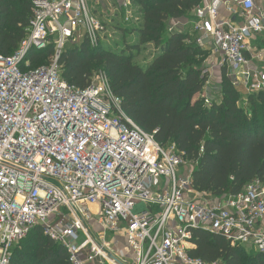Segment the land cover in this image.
I'll return each instance as SVG.
<instances>
[{"label": "built area", "instance_id": "built-area-1", "mask_svg": "<svg viewBox=\"0 0 264 264\" xmlns=\"http://www.w3.org/2000/svg\"><path fill=\"white\" fill-rule=\"evenodd\" d=\"M104 1L33 0L27 37L12 56L0 54V264L11 263L14 246L36 226L64 245L70 264H222L190 255L196 228L264 252L262 181L224 197L193 189V170L181 174L190 165L184 152L127 115L105 71L86 88L62 77L68 41L97 47L105 40L95 12ZM230 2L240 21L219 19L220 0H203L197 42L223 53L236 86L264 92V69L248 57L251 38L264 33V8L258 0ZM113 6L126 22L140 18L134 0ZM56 33L49 64L24 69L29 51Z\"/></svg>", "mask_w": 264, "mask_h": 264}, {"label": "trees", "instance_id": "trees-1", "mask_svg": "<svg viewBox=\"0 0 264 264\" xmlns=\"http://www.w3.org/2000/svg\"><path fill=\"white\" fill-rule=\"evenodd\" d=\"M202 2L134 0L140 18L133 29L124 26L138 36L130 50H112L104 41L92 47L83 38L68 41L59 62L62 77L79 88L105 71L127 115L160 144H175L184 152L193 166L192 188L224 197L237 195L254 180L264 183V92L248 94L241 104L240 88L224 71L221 98L203 94L209 81L205 67L209 48L197 42L194 31L169 27L171 20L197 19ZM119 15L124 17L120 10L113 17ZM33 16V0H0L1 55L9 57L19 49ZM147 45L155 46L151 59L136 61V53ZM55 54L52 35L47 47L29 51V66L23 68L47 65ZM192 234L193 257L209 263L264 264V252L233 245L201 228ZM12 251L10 264H70L64 245L47 236L42 226L34 227Z\"/></svg>", "mask_w": 264, "mask_h": 264}, {"label": "crops", "instance_id": "crops-1", "mask_svg": "<svg viewBox=\"0 0 264 264\" xmlns=\"http://www.w3.org/2000/svg\"><path fill=\"white\" fill-rule=\"evenodd\" d=\"M112 1V0H111ZM110 0H105V8L109 15L114 16L118 13L116 10V7L113 6V2ZM209 2H214L215 0H208ZM231 0H220V16L219 19L224 20L228 18L236 19V21H240L239 15L237 18L232 15V13L228 9V5H230ZM258 2L262 5L264 8V0H258ZM232 5V3H231ZM233 7L240 12V9L234 4ZM195 15V13H194ZM192 14V18L194 16ZM197 19L193 18L190 19V17H184L178 20H171L169 27H172L176 30H189L193 32V26L196 23ZM250 48L251 50L248 52V57L252 58L254 62H256L262 69H264V33L255 35L251 38L250 42ZM210 50V54L206 60V70L209 73V81L207 82V87L205 88V91L203 92L204 95H210L213 96V98H221L222 93V82H223V74L224 71L227 72V75L229 76L230 73V67L228 63L226 62L225 56L221 52L214 51L212 49ZM256 54H261L262 57L253 59ZM230 77V76H229ZM242 100L245 98V102L248 100V94L243 85H239ZM213 94V95H211ZM119 244L123 246L125 244V241L123 239L119 240Z\"/></svg>", "mask_w": 264, "mask_h": 264}, {"label": "rangeland", "instance_id": "rangeland-1", "mask_svg": "<svg viewBox=\"0 0 264 264\" xmlns=\"http://www.w3.org/2000/svg\"><path fill=\"white\" fill-rule=\"evenodd\" d=\"M111 1V0H110ZM113 2V0L111 1ZM105 4V1H104ZM95 5L96 8V15L100 18V20L105 23L107 26L108 34L105 36L104 43L105 45H110L109 47L112 50H130V45L134 41H137L138 36L136 33H129L127 32L125 27H128L129 29H133L135 25H137L138 20L134 19L131 22H126L122 16L113 17L109 15L106 11L105 5ZM135 5V4H134ZM113 7V5H112ZM137 10L139 11V6L135 5V12L137 13ZM139 15V14H138ZM137 16V15H136ZM137 21V22H136ZM135 22V23H134ZM125 26V27H124ZM133 31V30H131ZM127 32V33H126ZM59 37V33L54 34V40H57ZM136 53V52H135ZM155 53V46L154 45H147L144 48H141V51L137 52L136 54V61L138 62H145L148 59H151L153 54ZM30 63V62H29ZM207 87V86H206ZM213 95V94H211ZM210 96V95H209ZM213 97V96H211ZM211 99V98H210ZM245 98L240 102L241 104H244ZM193 169L192 165H186L181 168V174L182 175H188L189 172ZM192 195L194 193H191ZM115 236L112 233H108V239H111V237Z\"/></svg>", "mask_w": 264, "mask_h": 264}, {"label": "bare ground", "instance_id": "bare-ground-1", "mask_svg": "<svg viewBox=\"0 0 264 264\" xmlns=\"http://www.w3.org/2000/svg\"><path fill=\"white\" fill-rule=\"evenodd\" d=\"M91 208H92L93 210H96V209H97L96 205H91Z\"/></svg>", "mask_w": 264, "mask_h": 264}]
</instances>
